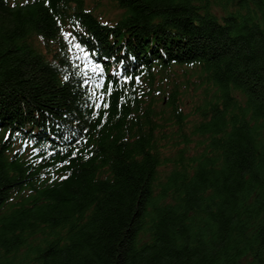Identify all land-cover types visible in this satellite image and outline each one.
<instances>
[{"label":"trees","instance_id":"16d2710c","mask_svg":"<svg viewBox=\"0 0 264 264\" xmlns=\"http://www.w3.org/2000/svg\"><path fill=\"white\" fill-rule=\"evenodd\" d=\"M0 264H264V0H0Z\"/></svg>","mask_w":264,"mask_h":264},{"label":"snow or ice","instance_id":"6c2138e0","mask_svg":"<svg viewBox=\"0 0 264 264\" xmlns=\"http://www.w3.org/2000/svg\"><path fill=\"white\" fill-rule=\"evenodd\" d=\"M63 35L65 39H70V40H75V37L71 32H64L62 29ZM76 49H82V46L79 42H76L73 45ZM71 50V49H70ZM84 56H89L90 53L88 51H83ZM120 63H123L121 61ZM84 67L88 68L90 67L91 70L94 73H98V75L95 77V83L97 88H104V82H105V76H104V66L101 63L98 62H91L90 64H85ZM120 80L128 81V80H138L139 77H133L129 75H120V72L117 68H114L112 70ZM65 79H68V77H65ZM88 81H85L87 83ZM112 83L113 81H107V89L106 91H99L97 92L96 89H92V96L95 98V103L93 105L94 108H102V107H107V103L105 102V96L112 91ZM38 149H33V152H37ZM73 155H76L75 152L72 153ZM42 158V157H41Z\"/></svg>","mask_w":264,"mask_h":264},{"label":"rangeland","instance_id":"374dc122","mask_svg":"<svg viewBox=\"0 0 264 264\" xmlns=\"http://www.w3.org/2000/svg\"><path fill=\"white\" fill-rule=\"evenodd\" d=\"M103 12V16H107L109 19L110 18H114L119 12L120 10L114 7H104L102 9ZM177 70V68H176ZM186 109L188 108V106L185 107Z\"/></svg>","mask_w":264,"mask_h":264}]
</instances>
